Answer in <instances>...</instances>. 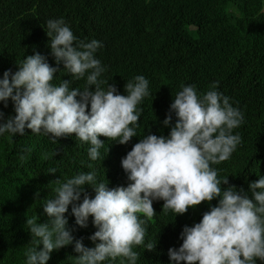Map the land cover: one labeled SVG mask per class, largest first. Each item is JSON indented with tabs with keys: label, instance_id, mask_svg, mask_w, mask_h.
<instances>
[{
	"label": "clouds",
	"instance_id": "clouds-1",
	"mask_svg": "<svg viewBox=\"0 0 264 264\" xmlns=\"http://www.w3.org/2000/svg\"><path fill=\"white\" fill-rule=\"evenodd\" d=\"M27 2L23 14L39 9L46 19L27 32L38 44L35 54L24 58L17 71L5 70L0 78V102L7 107L11 99L15 109L14 116L0 123V135H24L26 128L53 140L75 134L90 145L87 151L93 161L101 157L105 144L101 136L129 143L137 136L143 112L138 105L150 95V81L140 74L118 89L103 80L105 57L125 52L143 59L148 53L144 33L107 25L108 0H49L41 6L36 0ZM48 55L55 57V67ZM61 63L72 78L86 79L87 86L72 88L69 80L52 83ZM104 83L107 89L101 87ZM217 85L213 83L204 93H198L194 84L181 85L163 121L171 126L169 135L143 136L122 158L130 181L127 186L109 188V182L97 180L95 171L58 180L55 195L43 203L48 221L40 223L38 216L27 219L32 239L25 251L26 264H48L53 250L73 242L80 254L73 257L74 264H116L118 258L120 264H137L140 253L134 246L144 245L147 218L157 214L153 201L158 200L164 201L163 210L176 214L164 213L179 217L203 201L210 204L209 211L198 210L170 230L171 264L264 261V174L240 184L218 178L219 169L214 168L232 156L236 161L247 138L251 144L241 153L256 151L249 110L234 107ZM86 185L94 189V197ZM70 205L76 225L87 227L89 217L93 218L97 230L89 239L94 247L73 236L65 215ZM155 245L148 243L146 248Z\"/></svg>",
	"mask_w": 264,
	"mask_h": 264
},
{
	"label": "trees",
	"instance_id": "trees-1",
	"mask_svg": "<svg viewBox=\"0 0 264 264\" xmlns=\"http://www.w3.org/2000/svg\"><path fill=\"white\" fill-rule=\"evenodd\" d=\"M48 1L36 0L39 6ZM108 1L107 25L125 27L139 35L144 33L141 37L148 47L141 60L125 52L106 55L107 70L104 79L102 76L118 89L136 75L149 78L150 95L138 105L143 112L137 136L127 144L101 136L105 142L101 157L93 161L87 151L90 145L75 134L53 140L43 132L32 133L26 128L24 135H0V264H26L25 251L32 239L27 219L38 216L40 223L48 221L43 203L55 195L59 181L80 172L95 171L97 180L109 182V188L127 186L130 181L122 158L143 136L169 135L171 126H165L163 121L182 84H194L198 93H204L218 82V90L230 97L234 107L249 110L248 123L254 133L256 151L251 155L241 153L251 144L247 138L236 161L232 156L230 161L216 164L218 178L242 184L264 174V0ZM27 9V0H0V78L5 70L17 71L21 61L39 48L27 32L46 18L39 9L29 16L23 14ZM173 19L180 22L174 23ZM46 57L55 67V57ZM62 80L72 81V88L87 86L86 79L72 78L61 63L52 83L58 85ZM101 87L107 89V83ZM90 89L94 91L95 86ZM119 92L127 95L125 90ZM0 111L4 113L0 123L15 115L11 99L7 107L0 102ZM172 115L174 125L177 118ZM53 168L57 170L55 173L51 171ZM85 189L94 197L91 186L86 185ZM163 204V200L153 201L157 214L147 218L144 245L134 246L140 253L137 264H171L170 230L192 218L198 210H210V204L203 201L179 217L171 210H163ZM65 215L73 236L83 238L86 247H94L95 243L89 239L97 230L93 218L89 217L87 227L76 225L71 205ZM148 243L156 245L147 249ZM74 247L73 242L53 250L48 264H74L73 257L80 255ZM116 264H120L119 258ZM257 264L264 261L258 259Z\"/></svg>",
	"mask_w": 264,
	"mask_h": 264
}]
</instances>
